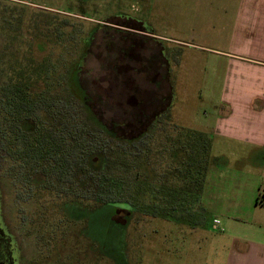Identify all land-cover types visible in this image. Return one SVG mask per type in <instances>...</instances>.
I'll return each mask as SVG.
<instances>
[{
    "label": "rangeland",
    "instance_id": "1",
    "mask_svg": "<svg viewBox=\"0 0 264 264\" xmlns=\"http://www.w3.org/2000/svg\"><path fill=\"white\" fill-rule=\"evenodd\" d=\"M227 2L90 0L82 13L78 0H0V83L15 75L19 64L14 61L50 54L52 40H64L72 52L73 37L92 35L82 81L103 121L131 127L135 112L153 117L170 106L169 132H175V125L206 131L220 141L213 155L230 153L217 128L230 96L228 58L219 53L226 48L222 25L233 21L238 5V0H231V6ZM5 140L0 134L1 212L29 257L53 249V254H71L75 260L87 256L88 264H225L232 228L260 216L248 201L254 192L264 191V168L240 171L232 163L214 167V182L186 216L152 215L141 205L131 214L118 210L113 217L118 222L110 224L104 209L82 208L79 215L73 211L80 219L67 223L59 196L16 192L15 183L23 180L8 170ZM257 155L251 152L250 158ZM236 179L245 181L239 191ZM42 208L50 215L55 209L43 228L49 233L57 227L58 241L50 250L40 247V236L30 225L40 219ZM76 263L84 264L81 259Z\"/></svg>",
    "mask_w": 264,
    "mask_h": 264
},
{
    "label": "trees",
    "instance_id": "2",
    "mask_svg": "<svg viewBox=\"0 0 264 264\" xmlns=\"http://www.w3.org/2000/svg\"><path fill=\"white\" fill-rule=\"evenodd\" d=\"M89 1L78 0V10L87 13ZM92 39L73 37L72 52L64 40H52L50 54L14 61L15 75L0 83L7 148L22 161L13 169L28 180L41 175L63 199L59 206L68 220H79L82 208L104 209L113 224L118 210L131 214L141 205L152 215L186 216L201 201L210 166L220 160L212 154L213 138L178 125L169 132L170 106L153 117L135 112L131 127L103 121L82 81ZM257 201L264 202V191Z\"/></svg>",
    "mask_w": 264,
    "mask_h": 264
},
{
    "label": "crops",
    "instance_id": "3",
    "mask_svg": "<svg viewBox=\"0 0 264 264\" xmlns=\"http://www.w3.org/2000/svg\"><path fill=\"white\" fill-rule=\"evenodd\" d=\"M233 4L228 0V6ZM222 27L227 30L226 48L219 53L228 58L230 96L226 113L217 119V128L221 133L218 136L228 141L230 153L213 155L222 163L210 166L202 198L214 182V167L226 168L233 163L240 171L246 166L264 168V0H238L233 21ZM217 142L220 141L213 140L212 150ZM251 152L258 153V159L250 158ZM235 181L239 191L243 180ZM260 184L258 180L257 185ZM259 193L254 192L248 203L260 216L232 228L225 264H264V202L257 201Z\"/></svg>",
    "mask_w": 264,
    "mask_h": 264
},
{
    "label": "flooded vegetation",
    "instance_id": "4",
    "mask_svg": "<svg viewBox=\"0 0 264 264\" xmlns=\"http://www.w3.org/2000/svg\"><path fill=\"white\" fill-rule=\"evenodd\" d=\"M2 116H3V113L1 115V112H0V134H2L4 138L6 139L5 140V145L7 149L6 153L8 154V157H9L7 161L9 168L8 167L7 168L11 173H15L16 170L13 169V166L17 163H21L22 161L11 158V155L7 148V144L9 141V134H8V130H6V127L4 126V123L2 122ZM15 175L17 174L15 173ZM20 177L23 180L22 181L23 184L15 183L16 189H17L16 192L19 194V196L33 195L34 193H38V195H41L45 192V193H51L52 195H55L58 197L56 191H54L53 189L50 190L47 186L43 185V182H41V178H42L41 175H39L36 179H34L35 181L32 179H29V180L26 179V176L24 175H20ZM32 181L36 183L34 184L32 183ZM1 210L2 208L0 206V264H77L76 262H79L80 259L84 262V264H88L89 257L87 256H82L80 259H78V257L80 256L77 255L75 256L77 260H75L73 255L71 254H68L67 256L66 255L59 256V254H56V253L53 254V249L51 250L49 249L50 247H53L54 245L57 244V241H58L57 240V227L52 228L49 233L47 231H44L46 229L43 230V228L46 226V223L48 222L49 218H51L55 214L54 212L55 209L51 211V215H50L48 214L45 208L44 209L42 208L41 214L38 213L40 214V219L36 220L38 216L37 214L34 217L37 223L36 224L30 223V225L36 229V232L40 236V238H38L37 240L40 247H46L47 249L50 250L49 253L45 251L44 254L36 256V257L35 256L29 257L27 254H25L23 250L24 248L23 245L20 243L18 237L10 228V225L8 224V222L5 221L6 219L2 215ZM74 210L75 209L72 208V212ZM70 221L72 220L67 219V223L74 222V220L73 222H70ZM39 222H41L40 225H39Z\"/></svg>",
    "mask_w": 264,
    "mask_h": 264
}]
</instances>
